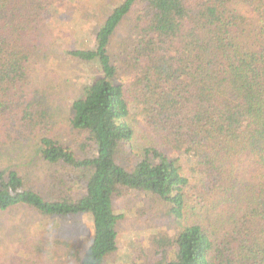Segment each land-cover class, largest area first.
Returning a JSON list of instances; mask_svg holds the SVG:
<instances>
[{
	"label": "trees",
	"instance_id": "1",
	"mask_svg": "<svg viewBox=\"0 0 264 264\" xmlns=\"http://www.w3.org/2000/svg\"><path fill=\"white\" fill-rule=\"evenodd\" d=\"M75 2L0 0V212L89 215L78 264H105L123 218L114 201L136 191L174 223L155 264H264V0H123L92 46L57 55L47 20ZM52 56L92 67L67 127L88 135L90 156L60 140L61 93L41 77ZM35 159L83 172L84 193L53 174L38 192L22 173Z\"/></svg>",
	"mask_w": 264,
	"mask_h": 264
},
{
	"label": "rangeland",
	"instance_id": "2",
	"mask_svg": "<svg viewBox=\"0 0 264 264\" xmlns=\"http://www.w3.org/2000/svg\"><path fill=\"white\" fill-rule=\"evenodd\" d=\"M122 1L76 0L73 5L59 9L51 20H47L49 28L57 33V55L61 45L69 41H75L76 48L92 46L94 31L107 17L109 8ZM63 32L70 35L63 36ZM121 32L117 35L121 36ZM45 68L50 73L41 76L43 82L55 86L57 94L58 90L61 93L58 96L62 97L55 109L65 128L60 140L75 145L74 151L80 157L92 155L94 145L88 135L67 128L70 103L88 82L92 67L80 71L76 63L54 57L47 60ZM136 141L142 142L140 138ZM134 146L136 150L141 149L137 144ZM124 155L125 152L122 157ZM28 161L30 164L22 173L27 182L33 180L38 192H49L53 174L57 180L69 181L70 197L84 193L83 172L53 167L54 173H51L42 161ZM114 209L123 218L118 224L117 250L105 264H155L161 256L158 254L161 252L159 242L175 233L174 223L166 212L167 205L150 194L126 191L115 199ZM92 234L89 215L45 218L36 210L17 206L0 212V264H78V257L90 244ZM69 245L76 247L77 256H73Z\"/></svg>",
	"mask_w": 264,
	"mask_h": 264
}]
</instances>
